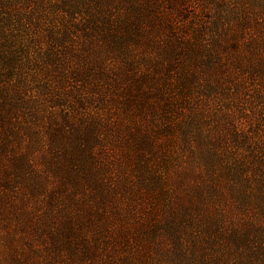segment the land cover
<instances>
[{"label":"rangeland","instance_id":"1","mask_svg":"<svg viewBox=\"0 0 264 264\" xmlns=\"http://www.w3.org/2000/svg\"><path fill=\"white\" fill-rule=\"evenodd\" d=\"M0 264H264V0H0Z\"/></svg>","mask_w":264,"mask_h":264}]
</instances>
